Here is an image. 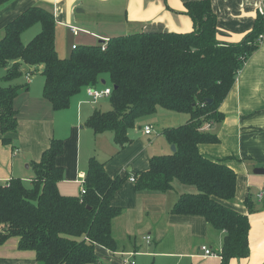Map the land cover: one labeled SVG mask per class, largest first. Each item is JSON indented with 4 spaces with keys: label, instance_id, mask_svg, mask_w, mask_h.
<instances>
[{
    "label": "trees",
    "instance_id": "1",
    "mask_svg": "<svg viewBox=\"0 0 264 264\" xmlns=\"http://www.w3.org/2000/svg\"><path fill=\"white\" fill-rule=\"evenodd\" d=\"M7 1L0 0V5ZM185 9L193 23L188 32L127 33L110 37L103 49L101 43L74 46L67 57L55 48L53 13L41 6L22 11L5 25L0 38V140L11 142L8 134L17 128L13 101L27 89L13 81L36 70L43 75L42 96L54 110L67 108L83 88L107 80L110 109H94L85 125L94 133L112 131L120 148L130 141L128 131L137 120L158 108L187 114L184 123L162 129L175 150L151 156L148 168L134 175L135 189L166 192L175 181L195 187L180 193L171 212L202 216L222 230L220 255L222 264H228L231 258L249 254L248 215L223 203L235 195V171L223 160L203 155L198 145L219 141L202 127L223 118L219 105L260 45L264 20L258 14L240 41L225 42L216 38V15L209 0L187 1ZM35 24L39 31L22 42L21 34ZM63 148L61 138H52L40 159L32 162L29 183L19 177L0 183V244L16 237L18 249L33 252L32 264H101L96 245L116 249L111 220L120 208L112 200L126 175L110 176L104 161L90 157L83 192L62 194L58 182L63 168L55 159ZM244 204L252 210L249 196Z\"/></svg>",
    "mask_w": 264,
    "mask_h": 264
},
{
    "label": "crops",
    "instance_id": "2",
    "mask_svg": "<svg viewBox=\"0 0 264 264\" xmlns=\"http://www.w3.org/2000/svg\"><path fill=\"white\" fill-rule=\"evenodd\" d=\"M187 1L191 0H9L0 5V38L9 21L29 7L41 6L53 13L56 23L55 48L59 56L67 57L73 46L100 44L101 40L107 41L110 37L127 33L188 32L193 29V23L185 13ZM209 1L216 15V38L225 42L240 41L252 29L259 14L258 6L264 4V0ZM70 26L77 28L78 32L73 33ZM39 27L35 24L26 29L21 34V40L24 36H32ZM26 68L23 66L24 70ZM28 74H22L13 82L26 85L27 89L20 91L13 101L17 110V128L8 134L11 142L3 143L0 140V183L12 177H19L29 183L34 175L32 162L40 159L52 138H61L64 148L55 163L63 168L62 179L58 182L62 194H79L90 157L104 161L105 170L110 176L126 174L125 181L112 200L121 210L111 220V234L115 240L117 233L114 230L121 224L127 234L135 229L146 230L142 239L147 242L144 237L150 236L147 243L152 240L155 242L159 251L154 254L175 258L168 263L165 261L167 264H222L220 253L224 232L214 228L202 216L171 212L180 193L193 192L195 187L180 186L175 181L166 192L135 189L134 181L130 178H135L137 172L148 168L151 156L164 154L171 146L167 141V151L153 153L152 148L157 149L152 143L143 141L153 132L150 123L141 126L136 122L137 129L134 127L128 131L130 141L123 147L120 148L115 142L109 145L107 141H101V132L94 133L85 125L93 110L99 109L92 105L95 101L86 99L87 88L73 95L67 108L54 110L42 96L43 81L39 87V82L35 80L37 74L32 75L33 78H28ZM21 77L24 82H17ZM105 84L104 87H110L107 80ZM158 110L168 111L158 108L154 113ZM219 110L223 118L202 127V130L215 134L219 141L201 143L198 149L207 157L223 160L235 171V195L223 203L247 214L249 219V254L231 258L228 264H264V173L253 172L254 168H264V41L243 63ZM187 118H180V123L176 124L184 123ZM145 126L152 128L151 133L144 132ZM141 128L142 138H138V134L133 132ZM110 132L113 137V132ZM98 142L100 149L96 157L92 153ZM87 145L90 147L87 148ZM164 147L160 150H164ZM24 168L28 169L26 177L20 175ZM247 196L252 202L251 211L244 204ZM146 214L153 217L149 218ZM119 215H122V220H116ZM202 245L208 246L213 254L203 255ZM1 247L8 260L0 261V264L34 262L33 252L18 249L16 237H10L0 244ZM116 249L96 245L95 251L101 264H106L104 252L111 255L118 252L121 263L122 253H136L135 248L132 251Z\"/></svg>",
    "mask_w": 264,
    "mask_h": 264
},
{
    "label": "rangeland",
    "instance_id": "3",
    "mask_svg": "<svg viewBox=\"0 0 264 264\" xmlns=\"http://www.w3.org/2000/svg\"><path fill=\"white\" fill-rule=\"evenodd\" d=\"M36 25L38 26L39 24H36ZM35 27H33V28H35ZM33 28L31 29L30 32H32ZM38 29H40V27L36 28L37 32L39 31ZM36 31L34 32V34L32 36L28 35L27 36L28 38H26V36H24L22 41L24 43L29 41L37 33ZM1 74H3L2 69H0V75ZM34 74H37V75H35L37 77V78L35 77L36 78L35 80H36V82H39V87H40L41 81H43V75L41 74V72L39 70H36L34 73H29L28 75L30 78H33L34 76L32 77V75H34ZM13 82H15V80ZM17 82H24V78L21 77L19 80H17ZM26 82H28V81L26 80ZM105 85L101 84L99 87L103 88ZM107 85H109V82H107ZM86 99H90V101L93 102V100L89 96L88 97L86 96ZM93 103L94 104H92V105L97 106V108L102 109L103 111L110 109L108 97H102ZM160 112H166V113H160ZM164 114H172V115L165 116ZM184 116L187 117L188 115L185 113L175 114V113H172L169 111H159L158 110V112H156V113H153V114L148 115V116H143L142 118L137 120V122L141 126H143L147 122L153 126V132L149 137L150 139L149 138L143 139L144 142H146V143L149 142L148 144L152 143V146L157 149V150H155L152 148V150L154 151L153 153L159 154V153H163L164 151H167V147H166L167 140L165 139V137L163 135L160 134V131H162V129L164 127H171L172 125L173 126L178 125L176 123H180L179 122L180 118H182ZM135 129H137V128L135 127ZM101 133H102L100 135V136H102L101 141H105V142L107 141L109 145H110V142H112V144H114L113 137H112L111 132L109 130L102 131ZM133 133H135L136 135L138 134V136H137L138 138H142V134H141L142 128H141V130L140 129L136 130V132H133ZM104 138H105V140H104ZM148 139H149V141H148ZM163 146H165L164 147L165 149L160 150V149H162ZM169 146H168V148H169ZM89 147H90V145H87V148H89ZM99 149H100V147H99V142H98V144L96 145L94 152L92 154L97 157V155L99 154ZM171 151L172 150L170 149L166 153H170ZM27 172H28V169L24 168V169H22V173L20 175H22V177H26ZM125 175H120V176H125ZM177 184H180V186H186V185H183L181 183H177ZM188 187H190V186H188ZM149 214H150V212H149ZM148 215L146 214L145 216L148 217ZM120 216H122V215H119L116 220H122L120 218ZM152 217H153L152 215H149V218H152ZM114 231L117 233L116 234L117 238L115 240L116 247H117L116 251H120V250L132 251V249L135 248L136 253L134 254L133 257H131L135 261V264H164L165 261H167V263H168L170 260H175V258H173V257H169V256L161 257L158 254L157 255L154 254L156 251H159V249L156 248L155 242L152 240L151 242L147 243L142 239V235L146 234V232H145L146 230L143 231V230H136L135 229L131 233L127 234L124 230V227L120 224V227L117 225V228ZM117 253L118 252H116L114 255H111L108 253L106 254V252H104L103 255H106V257H107V258H104L106 264H120L121 259L120 260L118 259ZM4 255H6V254L2 253V247H1L0 248V261L8 260ZM102 258H103V256H102ZM18 260L19 259H17V261ZM31 262L32 261H30L29 263H26V264H30ZM167 263H165V264H167ZM121 264H123V263H121Z\"/></svg>",
    "mask_w": 264,
    "mask_h": 264
},
{
    "label": "built area",
    "instance_id": "4",
    "mask_svg": "<svg viewBox=\"0 0 264 264\" xmlns=\"http://www.w3.org/2000/svg\"><path fill=\"white\" fill-rule=\"evenodd\" d=\"M258 13H259V15H260V16L263 18V20H264V4H260V5L258 6ZM70 28H71V31H72L73 33L76 34V33L78 32L77 28L72 27V26H70ZM257 40H258L259 43H262V42L264 41V30H263V32H261V33L259 34ZM105 42H106V41L104 40V41L101 43V48H102V49L105 47V44H106ZM73 47H74V46H73ZM28 78H29V75H28ZM86 92H87V95H88L93 101H96V100H98V99H100V98H102V97L109 96V94H110V92H111V88H110V87L99 88V87L91 86V87H88V88L86 89ZM143 130H144L145 133L148 134V133H151L152 128H151L150 126H145V127L143 128ZM130 179H131V181H134V180H135L134 177H131ZM81 191L83 192V189H81ZM261 195H262V194H260L259 196H261ZM144 239L148 242L149 239H150V236H145ZM201 250H203V255H205V256H210V255L213 254L212 250H211L208 246H206V245H202V246H201ZM133 255H134L133 252H132V253H129V254H127V253H122V254H121V256H122V263H123V264H134L135 261L131 258V257H133Z\"/></svg>",
    "mask_w": 264,
    "mask_h": 264
},
{
    "label": "water",
    "instance_id": "5",
    "mask_svg": "<svg viewBox=\"0 0 264 264\" xmlns=\"http://www.w3.org/2000/svg\"><path fill=\"white\" fill-rule=\"evenodd\" d=\"M102 42H103V41L101 40L100 43H102ZM101 84H105V80H104V79L101 80ZM210 101H211V100L208 99V102H210ZM170 149H171L172 151H174V150H175V145H174V144H171ZM253 172H254V173H257V174L264 173V168H260V167L254 168Z\"/></svg>",
    "mask_w": 264,
    "mask_h": 264
}]
</instances>
